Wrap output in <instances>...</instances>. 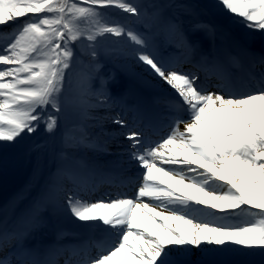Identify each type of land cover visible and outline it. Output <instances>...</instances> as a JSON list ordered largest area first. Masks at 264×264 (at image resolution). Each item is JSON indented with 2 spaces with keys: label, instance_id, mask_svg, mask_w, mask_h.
<instances>
[{
  "label": "snow or ice",
  "instance_id": "snow-or-ice-1",
  "mask_svg": "<svg viewBox=\"0 0 264 264\" xmlns=\"http://www.w3.org/2000/svg\"><path fill=\"white\" fill-rule=\"evenodd\" d=\"M217 3L245 21H259L258 25L248 23L247 27L264 29V0H217ZM110 8L137 20L142 16L140 6L133 0H0V26H3L0 34L6 37V42L0 44V66H3L0 67V146L19 144L24 135L36 132L41 124L46 132L54 133L58 116L53 113L62 111L65 70L73 67L74 46H79L78 42L87 41L90 55L95 57L93 45L99 44L98 37L115 36L130 41L138 46L132 48L138 61L148 66L147 70L158 78L161 86L170 89L172 123L162 142H151L143 132L131 128L120 133L128 141L129 160L144 170L133 197L87 202L76 189H58L68 210L78 220H99L109 229H116L113 234L117 239L112 245L101 248L95 257L81 264H185L181 257L190 248L182 246L199 248L202 242L218 246L221 251L228 241L264 248V54L258 79L253 76L257 79L254 90L241 92L218 85L220 91L212 92L197 73L178 70L177 65L154 56L147 50L150 45L142 34L110 22ZM30 13L42 15L28 16ZM25 16L26 19H19ZM85 23L89 27H83ZM194 29L210 30V26L197 24ZM181 42L195 52L196 45L183 33ZM201 60L203 64L197 67L205 72L220 78L227 75L221 62H210L207 56ZM232 60L238 63L236 57ZM100 87L103 91L98 102L103 106L109 99L108 81L101 78ZM113 123L124 128L126 122L115 118ZM170 146L177 150L175 154ZM165 150L169 151L167 159ZM164 164L183 167L165 169ZM154 171L215 201L210 208L239 209L238 218H248L235 225L198 218L193 213L200 210L193 209L190 201L198 205L208 201L195 195L179 196L162 188V181L156 182ZM217 189H221L219 194ZM99 209L105 211L98 212ZM234 215L237 214H230ZM173 220L181 221L190 231L168 223ZM260 255L264 256V252ZM0 264H13V261L3 258Z\"/></svg>",
  "mask_w": 264,
  "mask_h": 264
},
{
  "label": "rangeland",
  "instance_id": "rangeland-1",
  "mask_svg": "<svg viewBox=\"0 0 264 264\" xmlns=\"http://www.w3.org/2000/svg\"><path fill=\"white\" fill-rule=\"evenodd\" d=\"M133 2L136 4L138 3V6H140L142 16L139 20L136 18L130 19L129 17L113 12L112 10L116 8L108 9L109 13H111L108 19L110 22H118L142 34L148 40L149 45L153 44L156 47L157 51L154 56L163 52V47L160 45V43L164 41L162 40L164 39L162 34L168 31V34L170 35L171 33L172 35L174 29L175 31L179 29L187 35V38H192L194 32L201 30H192L197 24L210 26V30H206V32L213 36L217 35V37L221 39H227L226 36H228L232 40L235 33L241 30L252 35V44L260 45L264 42V29L258 26L255 28L246 26L248 23L258 25L259 21L248 22L241 17L234 16L224 9L222 5L217 3V0H133ZM27 15L42 14L30 13ZM26 18L27 16L20 17V20ZM83 27L87 28L89 25L85 23ZM98 40L100 41L99 44L93 45L96 50L95 57L90 55L91 49L87 47V41L78 42L79 46H74L76 56L73 61V67L70 70H65L67 73L65 84L66 91L62 102V111L60 113H53L58 116V125L54 133L46 132L44 130V125L41 124L36 132L31 135H24L19 144L13 142L14 146H0V184L4 185L7 180H14L19 175L21 176L23 169L18 175V167H21L23 162L26 161L25 159H28L26 162L29 161V155L34 149H38L40 152H44L47 149V151L50 152L52 146L49 144L50 141H48V138L50 140L54 138L57 140L59 146L63 147L65 150L76 152L77 155L88 159V161L100 153L106 155H112L114 153V156L119 154H124V156L127 155V144L123 143L126 142L124 141L125 136L120 133L127 132L130 128L138 131L140 121L135 120L134 123H131L134 120L135 113L138 111V102H136L134 90L124 85V78L130 79L131 82L143 83L145 77L152 78V76L149 71L144 72L142 62L135 61L138 59L135 58L136 56L132 52L133 45L131 43L128 44V42H124L121 38L115 36H109L107 39L98 37ZM5 42L6 37L0 34V44ZM172 42H177V39H172ZM180 50L184 51V48ZM183 53L186 54L187 52ZM168 61L172 60L167 59V62ZM171 64L177 65L178 70L187 72V69H182L184 65H178L173 62H171ZM128 66L129 68L131 66V71L127 69ZM126 74L129 76L123 77V75ZM198 75L200 76V81L204 83L209 91L216 92L218 90V85L224 87L222 79L220 80L213 77L211 80L206 81L210 72L207 76H204L202 73ZM237 76L234 78L235 85H242L243 83L240 81V77ZM101 78L106 79L109 85V99L103 102V106L98 102L100 91H103L100 87ZM150 98H152L153 108L158 111L159 121H164L163 116L165 113L168 112L171 114L168 100L165 97L155 99L150 96ZM116 99L119 103H117ZM172 116L166 119V124L163 127L164 129L162 128L160 130V134L155 137L152 136V139L149 141H162L163 137L169 133ZM115 118L124 120L126 122L125 127L121 128L118 124L113 123ZM44 135L47 139L42 141L41 138L44 137ZM111 138H114V140ZM45 146L48 148H45ZM88 161L79 158L74 163L84 173H93L94 168ZM41 163L42 160L40 161V164ZM162 167L165 169L180 168L183 167V165L171 166L170 164H164ZM53 170L57 172L55 180L58 189L61 187L70 189L69 185L72 184L71 180H73L71 175L60 167L56 169L53 168ZM66 174L68 175L67 177ZM188 175L192 176L194 174L188 173ZM112 179L115 180L114 177H112ZM134 180H136V182L129 186L130 188L128 191L124 190L123 193H135L136 186L140 181L137 179ZM176 185L179 186V184ZM27 188L31 189L32 185H29ZM220 191L221 189H217V194H219ZM60 194L62 195L63 202L57 203V205L53 202V199L46 195L41 196L40 199H35L34 202L31 203L33 206L37 204L36 207L39 211L37 212L36 210L37 214L33 211L32 214L37 215L38 221L42 223L44 227H47V221L51 227H65L73 221L69 215L64 214L59 208L66 202L63 194ZM120 195L118 194L117 198H124L127 196L126 194H124V196ZM195 196L208 201V203L204 205H198L195 201L190 202L193 209L200 210L193 213L198 218H207L221 225L243 223V220L248 218H238V214L240 213L239 209H212L209 205L216 203L215 201L209 200L208 197H203L202 194L198 192L195 193ZM99 197L105 198L104 202L117 199H110L107 194H99ZM86 201L100 202L103 200L94 196L93 199ZM5 204L6 203L2 204V206L4 205L2 210L4 214L8 212ZM241 208H250V206L241 205ZM252 211L258 210L253 209ZM202 213L203 217L201 216ZM230 214L237 215L230 216ZM76 221V223L80 222L77 218ZM176 222L180 227L176 224L175 227L185 232L190 231L188 226L184 225L181 221H175V223ZM61 231L64 235H58L59 238L57 241L59 242L64 241L67 235L64 229ZM112 240L114 242L116 239ZM99 244H101V242H99ZM98 246L101 247V245ZM99 247L98 249L93 247L88 253V256L95 257L101 248H107L103 245L101 248ZM184 247L190 248V252L188 253L190 258H187V255L181 257L185 261V264H264V256L260 255L261 252H264V248L259 245L245 247L228 241L222 246L223 251L220 250V247L209 245L207 242H202L199 248L195 246ZM14 248L16 249L17 246ZM202 249H206L207 251H202ZM16 253L19 252L16 251Z\"/></svg>",
  "mask_w": 264,
  "mask_h": 264
},
{
  "label": "bare ground",
  "instance_id": "bare-ground-1",
  "mask_svg": "<svg viewBox=\"0 0 264 264\" xmlns=\"http://www.w3.org/2000/svg\"><path fill=\"white\" fill-rule=\"evenodd\" d=\"M112 11L119 15L121 14L125 17H129L130 19L135 18L130 14L123 13L119 9ZM192 30L195 31L194 28H192ZM181 33L184 34L182 30L178 29L175 31L174 29L172 35L171 33L169 35L168 31L165 32V34H162L164 37L162 40L164 41H162L160 45L163 47L162 50L164 52L156 56L158 59L166 61L167 58L169 59L173 54L175 56V53H178L180 54L178 56L179 60L181 58H183V60L188 59L189 64H195V67L192 68L193 72H202L204 76H207L209 72L202 70V67H197L198 64H203L201 57L207 56L210 58V62L211 60L221 62L227 75L224 78H220L216 74L210 72L206 81L216 77L220 80L222 79V84L224 85L223 88L225 89H235L241 92L254 90L258 74L261 71L260 59L261 55L264 54V42L260 45L252 44V35L241 30L240 32L235 33V36L231 40L228 36H226L227 39H221L220 37H217V35H210L206 30L201 29L200 31L193 33L192 39L197 42L194 43L197 52L195 51L193 53L186 46L182 45ZM184 36L187 37L185 34ZM176 38L177 42H172V39ZM192 39L189 40L193 43ZM215 39H220L221 41L216 43L214 42ZM129 43L131 42L128 41V44ZM133 47L138 46L133 45ZM182 47L184 48V51L180 50ZM147 50L153 55H155V52L157 51L153 44H150V47ZM183 52H187V54H184ZM233 57L237 58L238 63L233 62ZM147 67L148 66L143 65L144 72L148 71ZM127 69L130 71L132 70L131 66L130 68L128 66ZM130 75L133 76L132 74ZM237 75L240 77V81L243 83L242 85L233 84V82H235L234 78ZM124 76L129 75L126 74L123 75V77ZM151 76L152 78L145 77L143 83L131 82L130 79L124 78V85L134 90L136 102H138V105L136 104L138 106V111L135 113L134 120L131 123L135 120L140 121L138 131L143 132L144 137L148 140L152 139L151 136H158L160 130L166 124V119L171 118L173 115L171 111L172 115L167 112L163 116L164 121H159L158 111L153 108L152 98H150V96L155 99L165 97L169 100L170 89H168L166 85L161 86L158 78L152 73ZM253 76H256L257 79H254ZM218 91H220L219 87ZM116 101L119 103L117 99ZM183 115L186 116V114ZM150 125L151 128H149ZM153 127L155 128L153 134H150ZM182 128L183 126L181 125V130ZM46 139L47 137H45V135L41 138L42 141H45ZM111 139L114 140V138ZM48 141H50L49 144L52 146L50 152L47 151V149L44 152L34 149L29 155V161L26 162L28 159H25L26 161L23 162L21 167H18V175L23 169L21 176L19 175L14 180H7L4 185L0 184V244L5 245L8 241L6 246L7 251H14L13 254L17 255L20 261L22 263L24 262V264H36V262H40V264H81L82 261L89 258L88 253L93 248L94 244L98 243L101 247L102 245L104 247L111 246L113 243L111 239H117L113 234L116 232V229H109V226L103 225L99 220L94 222L80 221L79 223H76V218L68 210L66 202L59 208L64 214L69 215V217L73 219L72 223L65 227H51L46 220L47 227H44V225L38 221L36 215L39 211L36 207L37 204L33 206L31 203L34 202L35 199H40L41 196L45 195L53 199V202L56 205L57 203L63 202L62 195L58 191V186L55 180L57 172H55L53 168H63L71 175L73 180H71L72 184L69 185V188L78 190L80 197L84 201L87 200V197L85 196L89 195L87 191L93 188H102L101 193H104V190H108L107 195H109L110 198L122 194L124 190L128 191L130 188L129 186L136 182L134 179L139 181L142 180L141 173L144 170L142 168H137L136 163L129 160L128 155L124 156V154H119L114 156V153L112 155L100 153L88 161V159L77 155L76 152L65 150L63 147L59 146L57 140L54 138L51 140L48 138ZM124 141H126L123 142L124 144H128L126 138H124ZM46 147L47 146H45V148ZM176 151L175 148H171L172 154H175ZM168 155L169 151L165 150V159H167ZM79 158L88 161V163L94 168L93 173H84L79 169L74 163ZM178 159H182V157H178ZM41 160L42 163L40 164ZM178 165L179 164L176 166ZM158 166H161L159 162ZM192 167L198 166L193 165ZM199 170L201 172L204 171V169ZM153 175L157 178V183L162 181V184L160 185L162 188H167L168 190L173 191L176 195L183 197H192L195 195L192 190L185 188L183 184L177 186L175 179H169L168 176L155 171L153 172ZM67 176L68 175L66 174V177ZM112 177L115 178L114 184L116 187L109 186L110 182L113 181ZM107 179H109V181ZM185 183H188V180H185ZM218 183L222 184L223 182ZM29 185H32L31 189L27 188ZM124 194L127 195L125 197L129 198L133 197L135 193L124 192L120 196H124ZM144 199L148 202V198ZM4 203H6L5 207L8 211L5 214L2 213L4 206H2V204ZM151 203L159 204L160 201H151ZM33 211L36 212V214H32ZM103 211L105 210H98V212ZM141 218L143 219V217ZM168 223L174 227L175 224L180 227V225L177 222L175 223L174 220L169 221ZM153 227H155V225H153ZM63 229L67 235L66 238H64V241L59 242L57 241L59 238L58 235H64L61 231ZM105 229H108V231H105ZM99 242H101V244H99ZM15 246H17L16 249L14 248ZM95 249H98V247ZM16 251L19 253L15 254ZM56 252L58 254L60 252L61 254L54 255L53 257V254ZM187 258H190L189 254H187Z\"/></svg>",
  "mask_w": 264,
  "mask_h": 264
}]
</instances>
